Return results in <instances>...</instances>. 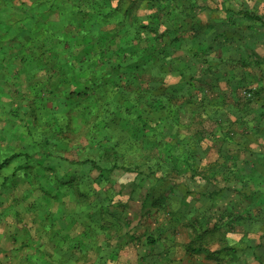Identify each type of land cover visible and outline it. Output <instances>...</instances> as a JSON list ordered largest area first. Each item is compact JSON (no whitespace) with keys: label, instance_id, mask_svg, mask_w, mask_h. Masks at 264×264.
I'll list each match as a JSON object with an SVG mask.
<instances>
[{"label":"trees","instance_id":"obj_1","mask_svg":"<svg viewBox=\"0 0 264 264\" xmlns=\"http://www.w3.org/2000/svg\"><path fill=\"white\" fill-rule=\"evenodd\" d=\"M237 2L0 0V207L11 187L42 194L47 205L30 208L39 233L32 264H110L142 242L126 215L130 202L142 200L150 214L167 208V194L180 199L169 223L184 218L196 233L191 253L215 244L221 264H247L259 252L264 174L227 165L223 151L235 145L221 101L207 94L220 71L240 72L213 56L224 52L227 22L236 28ZM197 64L201 92L192 83ZM213 147L221 162L207 161ZM117 170L132 175L127 184ZM220 195L228 205L210 220Z\"/></svg>","mask_w":264,"mask_h":264},{"label":"crops","instance_id":"obj_2","mask_svg":"<svg viewBox=\"0 0 264 264\" xmlns=\"http://www.w3.org/2000/svg\"><path fill=\"white\" fill-rule=\"evenodd\" d=\"M235 6L238 12L240 11L235 18L236 28L232 27L233 22H227L229 29L223 37L226 44L224 52L213 54V56L220 61H236L234 64L240 72L236 70L233 72L232 66H228L227 71H220L218 74L220 82L214 89H208V95L212 99L221 101L219 107L222 109L220 113L223 116V125L231 131L230 135L227 134L229 135L227 139L235 145L232 151H223L225 159L227 158V165L247 173L264 174V0H238ZM248 12L255 17H246ZM221 14L220 17L225 18L227 13L222 11ZM230 31L235 34H230ZM218 60H214V63L219 64ZM245 63L247 65L243 66ZM241 77L242 85L238 82ZM221 157L215 147L206 153L208 162L220 161ZM226 186L229 185L226 184ZM232 187L237 188L233 184ZM229 199L236 204L238 198L234 193ZM189 202L190 197L182 201L179 206L186 204L188 206ZM214 202L216 204L213 209L206 213L210 220L220 216L216 213L218 204L225 203V207L228 205V201L222 195L216 197ZM182 211H185L184 207ZM130 216L132 218L133 215ZM141 219L142 213L137 225L141 224ZM162 219H159L158 223L163 228V232L156 235L149 234V237H155L158 241L154 244L145 243L140 264H205L206 262L216 264L215 259L219 258L212 253L216 252L218 247L211 248L205 252L207 254H192L188 251L190 238L183 237L189 236L192 228L187 225L186 219L178 217L177 224L174 222L173 225L167 222L169 219L163 224L162 221L165 218ZM133 225L135 226V223ZM219 257L225 260L229 258L224 254ZM224 264H227V261Z\"/></svg>","mask_w":264,"mask_h":264},{"label":"rangeland","instance_id":"obj_3","mask_svg":"<svg viewBox=\"0 0 264 264\" xmlns=\"http://www.w3.org/2000/svg\"><path fill=\"white\" fill-rule=\"evenodd\" d=\"M195 72L197 73L196 77L192 80V83L196 86L195 91L201 92L203 89H205L206 85L202 83V78H204L205 75V69L203 65L197 64L194 67ZM171 82L179 81V78H171ZM208 92V88H207ZM208 94V93H207ZM113 176L116 180H118L119 184H127L129 180L132 178L131 174H128L126 172H123L122 170H117L113 173ZM19 187L22 188V185L19 184ZM149 189V185H147ZM14 187H11L9 192L7 194H4L3 197L5 198L6 202L4 203V206L1 205L0 207V264H32L31 258L37 254L36 247L33 246L34 241L37 240V237L39 233H37L36 225L34 224V217L32 211L30 208H32V204L36 201H39L40 203H44L47 205L42 197V194L37 191L32 196L23 197L22 193L19 191H15L13 189ZM160 187L157 186V189L159 190ZM148 190L143 191V195L145 196L147 194ZM24 195V193H23ZM159 191H153V196H158ZM169 199V204L166 209L161 210V207H155L152 208V211L149 213H145L144 206L142 200H132L130 202V208L126 211V215L129 219H131L132 224L131 226L135 229V232L141 237V243L139 244H132L130 246H126L125 249L121 250L119 254V258L112 261L110 264H140L143 257V251L145 248V243L147 242L149 238V234H157V230L163 228L159 225L158 220L165 218L163 224L168 220V218H172L170 216L172 213H169L171 211L170 205L177 210V206L175 205V201H177V198L173 194H167ZM21 196V197H20ZM129 196V195H128ZM126 200L128 197H125ZM248 203V202H246ZM262 203V202H261ZM225 204V203H224ZM218 204L216 208L218 210L216 213L220 215L223 212L225 205ZM49 208H51L53 211L56 209V206L54 204L48 205ZM186 210V207H184ZM33 209V208H32ZM263 209V212L261 213V222L264 221V206L261 207ZM168 210V212H166ZM142 213V219L141 224L137 225L138 219L140 214ZM133 215L132 218H130ZM163 220V219H162ZM169 222V220L167 221ZM216 222V221H213ZM135 223V226L133 225ZM260 223V222H259ZM256 223L254 230L257 233L258 230L262 227L264 228V223L259 224ZM170 224V223H169ZM159 225V226H158ZM169 227V225H166ZM190 231V235H184L183 238H190V242L192 238H195L196 233ZM202 232V231H201ZM263 233L259 231V235H262ZM234 238V237H233ZM182 242H180L181 244ZM188 243V242H187ZM199 242L197 243V245ZM254 245L257 246L259 252H255L254 254L251 253L248 255L247 258V264H258V258L260 257L261 260L264 258V236L258 237L253 242ZM211 248L218 247L215 244H211ZM219 248V247H218ZM50 249V248H49ZM52 249V248H51ZM200 254H204L205 252H198ZM198 253H192V254H198ZM207 254V253H205ZM258 255V257H256ZM93 257H96L95 254H93ZM245 258V256H244ZM216 264H221V260L215 259ZM221 262V263H220ZM205 264H211L210 262H206Z\"/></svg>","mask_w":264,"mask_h":264}]
</instances>
